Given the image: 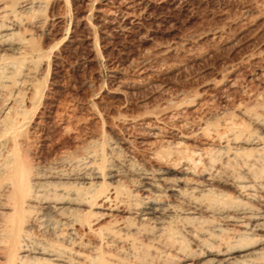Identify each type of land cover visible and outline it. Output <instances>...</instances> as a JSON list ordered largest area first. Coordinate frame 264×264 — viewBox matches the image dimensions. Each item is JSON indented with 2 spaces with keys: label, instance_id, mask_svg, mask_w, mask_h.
Here are the masks:
<instances>
[{
  "label": "bare ground",
  "instance_id": "bare-ground-1",
  "mask_svg": "<svg viewBox=\"0 0 264 264\" xmlns=\"http://www.w3.org/2000/svg\"><path fill=\"white\" fill-rule=\"evenodd\" d=\"M178 2L94 0L74 12L69 41L89 65L92 34L123 52L152 40L151 13ZM245 2L111 60L94 102L76 104L46 90L34 39L54 41L61 19L35 17V0H0V264H264V0ZM227 47L233 57L197 86L132 103L172 67Z\"/></svg>",
  "mask_w": 264,
  "mask_h": 264
},
{
  "label": "rangeland",
  "instance_id": "rangeland-1",
  "mask_svg": "<svg viewBox=\"0 0 264 264\" xmlns=\"http://www.w3.org/2000/svg\"><path fill=\"white\" fill-rule=\"evenodd\" d=\"M35 1L42 6L39 11L40 13L36 14L35 17L40 18L41 20H51L56 16L55 18H60L62 21L58 32L59 35L55 40L53 39L54 41L43 43L40 40V35L36 34L34 36L35 43H37L40 51L44 54L43 59L48 65L50 64L49 71H51L48 74L50 76H48L49 79L46 83V90L53 93L57 92V98L61 101L63 100V102L74 101L76 104L94 102L93 97L96 94L94 89L97 91L101 87H104L103 85L107 83L111 76L109 69L111 60H123L124 58H127L128 55L130 58H138L139 54L145 51V49L152 50L150 47L154 43H161L163 45L171 44L178 38L183 37V35L186 37L192 35L194 32L202 31V27L210 24V22L211 24L217 22L220 23V20L217 17L225 11V8L230 10L233 9V13L235 10L241 11L243 9L242 5L246 3V0H179V7L178 5L176 8L167 7L164 10L151 13L152 17L151 15L150 17L155 21L152 25L153 27L151 26L152 40L148 41L147 38H145L141 43H131L133 41H129V43L127 42L121 47L123 52L117 51L120 49L117 46H113L109 51L104 50V47L106 46L102 43L98 36L99 34L93 32L96 34H92V39H96L95 37H97L95 41L98 42L97 45L100 51V56L96 61L88 65L85 63L87 59V50L84 49L85 47L81 46L79 42L73 44L69 40L71 39L74 15L77 12L87 9L89 10L90 7L87 8V5L94 0ZM240 1L245 3L241 4L239 3ZM237 3H239L238 6L236 5ZM79 6L81 8H79ZM79 9H81V11H79ZM214 17L215 20H211V18ZM79 34L81 36L84 35L80 31ZM230 49V47L223 48V51L221 50L220 52L221 54L219 53L211 58L205 57L199 58L195 61H187L181 69L172 67L173 70H167L168 73L165 74L163 77L164 79H162V82H164L162 84L163 87L156 90L153 88L152 90L147 89L138 91L135 96L131 97L132 103L134 105L142 104L145 108H152L162 103L163 98L168 97L172 94L173 90L181 86H197V83L201 81L200 79L202 77V79H204L205 76L206 78L210 77L222 67L227 58L233 57L231 56L232 51ZM55 56H57V59H55ZM237 56L238 55L236 54L235 57ZM156 63L159 64L157 61ZM90 85H93L94 87H90ZM88 86L90 88H88ZM93 92H95V94H93ZM108 102L110 103V100L106 99L107 104ZM46 127L47 130L50 129L49 125ZM99 127H102L101 124ZM102 129L105 131L107 130L106 127ZM142 249H144L146 253L142 251ZM137 250L136 252L141 258L144 257L148 251L147 248H138Z\"/></svg>",
  "mask_w": 264,
  "mask_h": 264
}]
</instances>
